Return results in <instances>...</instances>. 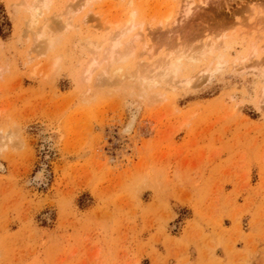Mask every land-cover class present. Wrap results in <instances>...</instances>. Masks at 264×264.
I'll return each mask as SVG.
<instances>
[{
  "label": "rangeland",
  "instance_id": "374dc122",
  "mask_svg": "<svg viewBox=\"0 0 264 264\" xmlns=\"http://www.w3.org/2000/svg\"><path fill=\"white\" fill-rule=\"evenodd\" d=\"M21 1L0 0V264H264L263 68L233 66L252 43L260 47L252 59L264 66V0L193 3L188 18L177 0H135L144 25L129 37L139 34L133 59L103 60L90 83L82 69L104 53L87 39L109 41L117 27L104 19L121 26L128 0L85 7V0H54L44 18L63 38L53 50L28 32ZM170 8L186 48L235 24L230 61L208 78L198 73L205 62L197 64L199 78L168 91L165 101L132 97L121 77L163 54L165 30L152 34L148 25L153 16L152 28L159 27ZM178 36L170 33L169 42L180 43ZM105 66L110 74L101 75ZM118 66L124 69L113 75ZM128 100L142 109L127 135Z\"/></svg>",
  "mask_w": 264,
  "mask_h": 264
},
{
  "label": "bare ground",
  "instance_id": "6f19581e",
  "mask_svg": "<svg viewBox=\"0 0 264 264\" xmlns=\"http://www.w3.org/2000/svg\"><path fill=\"white\" fill-rule=\"evenodd\" d=\"M91 1H96V0H85L84 4H82V7L90 5V3H92ZM206 1H208V0H177V2L180 3V10L179 11L181 12L182 15L180 13L179 14L181 15V17L187 16V18H188V15L192 12V8L194 9V7L192 6L193 3H197L198 5L199 4L202 5V4H206L207 3ZM53 4H54V0H25V1H21V2H19V4H17V5L23 6V8L26 11L24 9L23 10L25 12H27V14H28L27 15L28 18L26 19L27 21H25V22H27L26 27L28 28V32H30V33L36 32L35 35H37L38 39H44L45 40L49 50H53L54 48H56V46L60 43V41L63 38L61 33L57 34V32H55V30H52L53 32H55L53 34V32L51 31V27H50V25L52 24L50 22L51 18H49V17L46 19L44 18L45 15L49 14L48 11L51 10V7L53 6ZM128 4L130 5L131 10L129 11L128 15H126V19L121 26H120L119 21L112 22V21H108V20L104 19V23H106L110 26H111V24H112V26H113V24H116L117 30L119 28V30L118 31L116 30L115 33L114 32L111 33V30H110V36L108 37L109 41H107V42L105 41L106 43L104 45H102L101 43L94 42L91 39H87V42H88L87 46L88 45L93 46L94 47L93 51H95V49L101 50L102 54L103 53L104 54L102 56L103 59L101 58L102 61L97 59V57L99 55H97L98 53L96 54L94 52H93L94 53L93 56L94 55H96V56L92 57V59L88 58V63L86 62L87 64L84 66L85 69L84 68L82 69L83 75L80 74L81 75L80 77L81 78L84 77L83 80L84 79L86 80L85 83H87V82L90 83L95 68L100 66L102 64L103 60H107L104 62L107 63V66H111V64L114 62H115V64H117L118 62L121 63V61H123L122 63H124V62L126 63V61H128V60L130 61L131 57L135 55L136 48H137L135 46H138V45L136 43H135L136 45H134V42L137 40V37L139 36V34L136 33V35H135L136 37H131V38H129V37L131 36L133 31L136 32V30H134V29H136L137 26L142 27L144 25V23L142 21H141L142 23H139V22L137 23V21H138L137 19H139V16L141 14H143V9L138 5V3L135 0H128ZM81 9L75 10V11L78 12V11L84 10V9H82V10ZM71 11H73V10H70V12H68V14L65 13V15H67V17H65L63 19V24H62L63 27L62 28H64L65 31H68V29H70L73 25V21H70L73 18H70V17L73 16L74 13H72ZM174 11L175 10L173 8H170L166 11L165 14L163 13L162 16L160 15L162 18L159 19V23H158L160 25L159 27L152 28V24L155 21V18L153 16L151 17L149 25H148V23L146 24L149 26L148 29L151 30L152 34H155L157 32L161 33L162 30H165L163 32L166 34V39L161 44L165 43L166 48H164L163 54L160 55L156 60H154L152 62H151V60L149 62V60L145 59L146 61L142 65L141 62L139 61V64L137 65V67H139L141 65H142V67L141 68L139 67L140 69H138V70H137V67L134 68L137 70V71L135 70L136 72L130 71L131 73L134 72V74L130 75V73L127 72V74L129 73V75L127 76L126 71H125L124 75L127 77H123L124 76L123 75L121 77V80L126 79L124 81H127V79H128L130 81V83H128V81H127V84L124 83L126 85H123L124 88L129 89L128 94L130 96H132V97L138 96L139 99L148 100L150 102H158L159 101L158 99L165 101L166 99H169L167 92L170 90H174V92H175V90L179 84H181V87H190L191 86V84L193 83V80L197 78L196 75H194V73L192 72L194 70V68L197 67V64H201L202 62H205L204 63L205 67L203 69H201L198 73L203 72L204 75L207 74L205 76H207L206 78H208L213 73L223 69V67H225L229 63L230 59L227 56L228 55L227 54L228 48H229L228 39L231 37H234V34H235L234 28L235 27H233V26H235V24L231 26V23H230V25L228 23V25H224V27L222 26L219 30H217L215 33H213L215 31L214 30L216 28L215 27L213 29L214 31L212 30L213 31L212 34H208L207 32H206L207 33L206 34L203 32L205 34V36H203L202 38H206V39L202 40V38L201 39L198 38L200 40L201 44L199 42V45L194 44V45H191L190 47L186 48L185 47L186 45L184 43L185 39L182 40L181 37L179 38V36H178L179 32H181V29L183 28L182 24H179V26L174 25L175 23H179V21L177 19L173 18ZM69 13L72 15L70 16ZM44 19H45V21H44ZM48 20H49L50 24H49ZM122 21H121V23H122ZM219 21L221 23V20H219ZM54 26H56V25H54ZM58 26H60V25H58ZM114 26H113V28H115ZM219 26H220V24H219ZM192 27H193V25H192ZM200 27H202V26H200ZM52 28H53V26H52ZM197 28L198 27H196V29H194V30H197ZM189 31H191V30H189ZM198 31H200L199 34H201L202 31L199 29H198ZM198 31H195L197 33V35H199ZM191 32L193 33V28H192ZM151 33H149L147 30H145L144 33L142 34V31H141V35H143L142 40L144 41V39H145V45L144 46H146L147 41L149 40L148 35L150 36ZM170 33H173V35L177 34L178 39L180 40V43L179 42L177 43V39L174 40L173 36H172L173 37L172 40L174 42H176L177 44L173 43L172 40H171V42H169L170 41L169 38H171V37H169ZM186 33H187V31H186ZM203 33H202V35H203ZM183 35H182V38H183ZM126 36L128 37L127 42L124 43L122 38L126 37ZM190 37L188 36V38H190ZM139 41H141V40L139 39ZM186 41H188V40L186 39ZM252 44H254V45H253V48L250 49L251 51L248 54H245V55L243 54L239 57H236V59L233 61V64H235L233 66H235V67L238 66L239 69L246 70V71H247V69H252V71H254V72H256V71L260 72L261 70L259 69V67H262L263 68L262 72L264 75V66H263V63L261 62L262 60L261 59L257 60L256 58L252 59V57H255L258 54L260 47H258L259 48V50H258L256 48L257 46H255V43H252ZM195 45H197V46H195ZM36 46H38V45H36ZM142 47H143V45H142ZM251 47H252V45H251ZM149 48H151L150 45H149ZM90 49H92V48H90ZM151 49H149V51ZM36 50H37V48H36ZM97 50H96V52H97ZM145 50H144V53H145ZM142 51H140V53ZM154 52H155V50H154ZM150 53H151V55H153L152 52H150ZM155 53H157V52H155ZM58 56L56 58L54 57V60L52 62V66L50 65L51 66L50 72L52 75L54 73L57 74V72L61 68V63H62L61 62V56L62 55L60 54V57H58ZM138 56H140V55H138ZM108 59L112 62L110 63V61ZM132 59H133V57H132ZM128 63H130V62H128ZM136 63H138V62H136ZM132 64H133V62H132ZM107 69H110V67H108V68L106 67V69L104 71L101 69L102 72H104V73H101V75L102 74H105V75L110 74V71H108ZM123 69H124V67H121V66L115 67V68H113L112 73H113V75H118L119 73H121V71ZM116 78H114L113 80H115ZM97 79H98V77H97ZM99 79H103V78H99ZM104 81H106L105 78H104ZM116 81H115V83H117L119 80L117 82ZM100 86H101V83H100ZM124 88L122 89V87H121V89L123 91H124ZM260 91H261V96H262V101H260V102L262 103V102H264V84L262 85V90H260ZM155 100H157V101H155ZM84 102H86V101H84ZM126 103H127V109H128V120L123 127V132L128 135V134H132L135 131V129L137 127L140 111L142 108H141V104L139 102L133 103L130 100H128ZM147 104L149 105V102ZM152 105H154V104H152ZM168 110H170V109H168ZM8 136L9 135L5 134L2 136V139L8 138ZM10 137L12 138V136H9V138ZM0 169L1 170L4 169V166L2 164H0Z\"/></svg>",
  "mask_w": 264,
  "mask_h": 264
},
{
  "label": "crops",
  "instance_id": "0c3cea01",
  "mask_svg": "<svg viewBox=\"0 0 264 264\" xmlns=\"http://www.w3.org/2000/svg\"><path fill=\"white\" fill-rule=\"evenodd\" d=\"M230 224V223H229ZM228 226V225H227ZM249 230H247V231H245V233H247ZM220 256H222V255H220Z\"/></svg>",
  "mask_w": 264,
  "mask_h": 264
},
{
  "label": "trees",
  "instance_id": "16d2710c",
  "mask_svg": "<svg viewBox=\"0 0 264 264\" xmlns=\"http://www.w3.org/2000/svg\"><path fill=\"white\" fill-rule=\"evenodd\" d=\"M0 9H1V5H0Z\"/></svg>",
  "mask_w": 264,
  "mask_h": 264
}]
</instances>
